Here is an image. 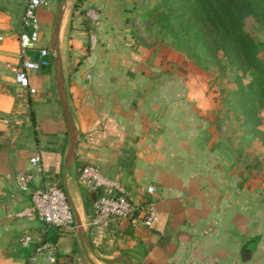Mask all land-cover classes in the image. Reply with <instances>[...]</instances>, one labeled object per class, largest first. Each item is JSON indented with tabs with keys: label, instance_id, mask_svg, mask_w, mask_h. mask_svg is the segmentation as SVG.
<instances>
[{
	"label": "crops",
	"instance_id": "0c3cea01",
	"mask_svg": "<svg viewBox=\"0 0 264 264\" xmlns=\"http://www.w3.org/2000/svg\"><path fill=\"white\" fill-rule=\"evenodd\" d=\"M75 1L68 6L65 0L58 33L63 86L77 130L74 158L65 168L67 131L52 57L49 67L28 72L36 92L16 97L10 66L18 61L26 0H0V264H49L45 251L18 243L25 233L48 234L35 216L20 215L30 192L48 182H61L85 222L76 178L85 164L127 189L136 204L151 201L154 217L149 225L116 221L99 235L83 225L82 243L76 229L64 230L52 243V264H103L119 255L132 264H264V186L247 179L251 166L243 162L238 172L241 155L230 140L210 142L209 126L193 103L197 96L174 83L173 74L150 67L146 51L129 42L131 13L123 0H82L73 9ZM90 7L98 21L85 29L78 12ZM36 15L39 46L49 49L43 41L53 1ZM33 155L40 158L36 165L29 162ZM19 172L33 175L28 191L16 184ZM147 185L154 191L144 195ZM243 248L249 250L246 259Z\"/></svg>",
	"mask_w": 264,
	"mask_h": 264
},
{
	"label": "rangeland",
	"instance_id": "374dc122",
	"mask_svg": "<svg viewBox=\"0 0 264 264\" xmlns=\"http://www.w3.org/2000/svg\"><path fill=\"white\" fill-rule=\"evenodd\" d=\"M53 1V21L60 0ZM73 0H68V6ZM125 11L130 12L127 26L129 42L143 48L159 73L169 72L174 75V83H180L195 97L194 104L199 106L200 117L208 124L207 134L210 142L227 144L230 140L238 160V172L241 164L251 166V177L247 179L254 185L264 186V110L256 107L258 123L255 132H246L244 112L239 109L234 90L237 82L244 86L249 76L242 74L235 65L225 61L217 52L216 56L193 42L192 37L181 31L186 16L180 21L170 0H123ZM169 20V24L168 21ZM44 38L48 45L50 32ZM244 27L258 44V55L263 58L264 26L250 18L244 19ZM171 30H176L173 35ZM40 39V37L38 38ZM238 76L240 78H238ZM196 105V106H197ZM250 131V130H249ZM245 154H248L244 157ZM241 178H245L241 175Z\"/></svg>",
	"mask_w": 264,
	"mask_h": 264
},
{
	"label": "built area",
	"instance_id": "2783aa9c",
	"mask_svg": "<svg viewBox=\"0 0 264 264\" xmlns=\"http://www.w3.org/2000/svg\"><path fill=\"white\" fill-rule=\"evenodd\" d=\"M48 3L49 0H26L24 4L17 30L18 61L10 66L14 85L19 89L15 92L16 97H21L23 93L32 95L36 92V89L28 83L29 71H38L51 65V52L48 48L39 46V24L36 15L37 8L47 6ZM85 15L91 24L98 21V12L93 7L88 8ZM89 40L93 42L94 37L90 35ZM2 122L6 123L7 120L2 119ZM39 160L38 155L29 158L32 165H36ZM79 179L87 185L89 190L96 193L86 220L82 223L96 235L101 234L111 223L120 220H129L133 224L142 225L151 223L155 213L153 203L142 198L140 204H136L127 189L115 180L103 176L96 166L83 165L79 171ZM15 181L21 191H28L29 185L33 182V175L30 172H19L16 174ZM153 191V186L147 185L142 192L148 195ZM20 215L35 216L43 223L45 230L52 226L60 230L74 231L76 229L66 193L54 181L30 192V203L20 212ZM18 243L21 246L32 243L35 246V252L45 251L49 264L56 260L54 245L44 240L43 234L36 236L22 234L18 238Z\"/></svg>",
	"mask_w": 264,
	"mask_h": 264
},
{
	"label": "trees",
	"instance_id": "16d2710c",
	"mask_svg": "<svg viewBox=\"0 0 264 264\" xmlns=\"http://www.w3.org/2000/svg\"><path fill=\"white\" fill-rule=\"evenodd\" d=\"M170 1L181 12L176 15V19L180 21L181 17L186 16V25L181 30L184 34L191 36L194 43L204 47L213 56L220 52L227 63L235 65L242 74H248L249 79L245 86L238 81L234 94L239 109L244 112V133L255 132L258 123L256 107L264 110V59L259 57L258 44L245 29L243 21L250 18L264 26V0ZM81 4L82 0H76L73 9L80 8ZM85 12L82 9L78 13L84 17L82 23L88 29L89 21ZM167 21L169 24V20ZM171 31L173 35L177 33L176 30ZM262 55L264 57V44ZM82 166H79L76 178L81 187L83 207L87 215L96 193L80 181L79 171ZM57 185L63 189L60 181ZM64 233V230L49 227L44 240L53 243L57 235Z\"/></svg>",
	"mask_w": 264,
	"mask_h": 264
},
{
	"label": "water",
	"instance_id": "95a60500",
	"mask_svg": "<svg viewBox=\"0 0 264 264\" xmlns=\"http://www.w3.org/2000/svg\"><path fill=\"white\" fill-rule=\"evenodd\" d=\"M65 6V0H60V4L57 8L55 18L53 21L52 29L50 32V38H49V49L51 51V57H52V69L54 73V79H55V87L57 91V99L59 106L61 108L63 117H64V122L66 126V131H67V148L66 152L64 155V167L68 168L70 167L73 158H74V148H75V143H76V137H77V130L75 128V125L72 120L71 113L69 111L67 101H66V95L64 91V86H63V72H62V62H61V56L59 52V47H58V33H59V27H60V22L63 14ZM66 197L67 201L69 203L70 209L73 214L74 218V223L76 226V235L80 243L83 242V224L80 219V216L78 212L76 211L73 203L70 200V197L68 196L66 192ZM241 255L243 259H246V257L249 255V250L246 248H243L241 250ZM118 262H124L126 264H132L131 261L126 257L125 255H119L114 258L105 260L103 264H114Z\"/></svg>",
	"mask_w": 264,
	"mask_h": 264
}]
</instances>
